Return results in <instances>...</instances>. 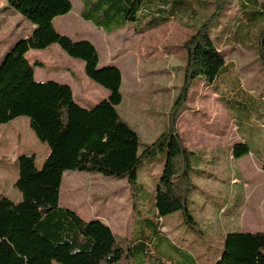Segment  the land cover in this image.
<instances>
[{"label": "rangeland", "instance_id": "obj_1", "mask_svg": "<svg viewBox=\"0 0 264 264\" xmlns=\"http://www.w3.org/2000/svg\"><path fill=\"white\" fill-rule=\"evenodd\" d=\"M178 1L185 11L169 24L145 33H139L141 16L112 33L97 29L81 19V0H71L72 11L54 22L58 32L74 41L84 37L92 40L101 63L121 69L123 103L117 109L139 134L141 149L168 126L184 82L188 57L184 45L216 10L207 8L213 0ZM239 13L237 1L229 0L212 27V39L226 58L225 71L212 88L196 81L177 119L181 140L193 152L194 188L189 210L196 229L185 223L181 212L164 218L157 214L154 193L165 153L144 162L135 186L101 174L64 175L60 193L63 207L86 222L107 221L118 237L140 240L132 264H216L227 234L264 230V220L261 222L257 215L264 216V65L253 46L254 34L264 23L254 28L245 45H226L227 37L239 28ZM32 31L29 20L0 0V64L10 49ZM28 60L32 64L44 62L34 66L36 81L39 77L68 81L66 76H73L69 69H73L81 87L83 77L89 80L83 62L57 45L31 51ZM107 61L114 63L105 64ZM243 143L250 152L239 159L232 157V149ZM43 148L48 146L36 138L28 118L0 124V185L15 203L22 201V195L15 188L19 164L13 155L35 153L36 164L41 167L47 157Z\"/></svg>", "mask_w": 264, "mask_h": 264}, {"label": "trees", "instance_id": "obj_2", "mask_svg": "<svg viewBox=\"0 0 264 264\" xmlns=\"http://www.w3.org/2000/svg\"><path fill=\"white\" fill-rule=\"evenodd\" d=\"M5 1L30 21L33 31L18 41L0 64V124L28 118L30 129L48 146L49 155L41 167L36 164L35 154L18 157L15 188L22 195L21 202L0 195V264H132L140 240L118 237L103 221L86 222L75 211L63 207L60 193L64 175L101 174L135 186L138 169L162 153L166 157L154 193L157 214L164 218L181 212L185 223L196 229L189 210L194 188L193 152L181 140L177 119L196 81L212 88L226 69V58L211 34L229 0H213L207 8L216 7L215 12L185 43L188 57L184 82L169 124L142 149L139 134L117 109L123 103L121 69L115 65L101 67L92 42L74 41L55 28V19L72 11L71 0ZM81 1L82 20L111 33L137 22L140 16L143 25L139 33H145L169 24L185 11L178 0ZM236 1L240 23L226 39L229 46L245 45L254 28L264 23V0ZM245 28L247 33L242 30ZM253 39L258 59L264 65V26ZM54 45L82 61L87 78L107 90L108 98L86 109L78 105L69 85L36 81L34 66L41 63L32 64L28 54ZM249 152L246 143L236 145L232 151L237 159ZM216 264H264V231L227 234Z\"/></svg>", "mask_w": 264, "mask_h": 264}, {"label": "crops", "instance_id": "obj_3", "mask_svg": "<svg viewBox=\"0 0 264 264\" xmlns=\"http://www.w3.org/2000/svg\"><path fill=\"white\" fill-rule=\"evenodd\" d=\"M83 8H84V5L82 6V10H81V13L83 11ZM81 13H80V17H81ZM82 19V18H81ZM100 30V29H99ZM63 34V33H62ZM67 36V35H66ZM87 37H84L82 40H86ZM87 41H90L92 42L94 45L95 43L92 41V40H87ZM39 63H41V65H44V62L42 61H39ZM114 62L112 61H107L105 64H112ZM84 64V63H83ZM100 66H106V65H103L101 63V60H100ZM85 67V66H84ZM83 67V68H84ZM80 69H82L81 66H79ZM72 73H73V76H66V78H68L69 80L68 81H60L58 83H61V84H66V85H69L72 90H73V93H74V97H75V100L76 102L78 103V105H80L81 107L83 108H86V109H91L92 107H94L95 105H97L99 102L103 101L104 99H107L108 96H109V92L105 89H101V88H98L96 86H92L91 82H89V80H87L86 78H82V80H84V87H81L79 85V83L77 82V78L75 77V72L73 71V69H69ZM67 73V72H66ZM36 71H35V78L37 80V76H36ZM38 81L39 82H46V79H43L42 77H39L38 78ZM219 98V96H218ZM220 99V98H219ZM221 100V99H220ZM16 136V135H15ZM19 136V135H18ZM13 141L16 140V137L12 138ZM9 142V140H7ZM17 148V144H15ZM233 151V149H232ZM43 153L48 157L49 155V150L48 148H43ZM29 154H33V153H29ZM35 154V153H34ZM36 155V154H35ZM14 158H18L20 155L19 153H16L15 155H13ZM46 157V158H47ZM232 157H233V153H232ZM69 176V175H68ZM0 195L2 196H5L9 199H11L9 197V194L6 192V188L4 187V185H0ZM16 198H19V196H16ZM12 200V199H11ZM15 202V201H14ZM67 208V207H66ZM78 214V213H77ZM259 214V219L261 222H263L264 220V216H263V213H261V216H260V213L257 212V215ZM255 215V214H254ZM101 221H103L105 224H107L109 226V223L107 221H104L103 219H101ZM112 229V228H111ZM114 232V230H112ZM260 231H264V230H256V231H250V232H260ZM249 232V231H248ZM115 233V232H114ZM116 234V233H115Z\"/></svg>", "mask_w": 264, "mask_h": 264}, {"label": "water", "instance_id": "obj_4", "mask_svg": "<svg viewBox=\"0 0 264 264\" xmlns=\"http://www.w3.org/2000/svg\"><path fill=\"white\" fill-rule=\"evenodd\" d=\"M79 41H87V40H79Z\"/></svg>", "mask_w": 264, "mask_h": 264}]
</instances>
